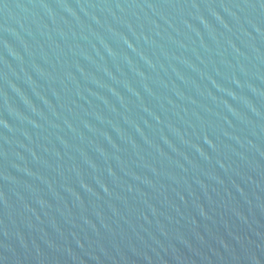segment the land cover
<instances>
[{"label": "water", "instance_id": "water-1", "mask_svg": "<svg viewBox=\"0 0 264 264\" xmlns=\"http://www.w3.org/2000/svg\"><path fill=\"white\" fill-rule=\"evenodd\" d=\"M0 264H264V0H0Z\"/></svg>", "mask_w": 264, "mask_h": 264}]
</instances>
